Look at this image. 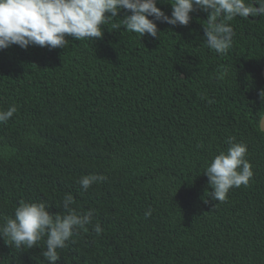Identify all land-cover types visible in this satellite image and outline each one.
<instances>
[{"label":"trees","instance_id":"1","mask_svg":"<svg viewBox=\"0 0 264 264\" xmlns=\"http://www.w3.org/2000/svg\"><path fill=\"white\" fill-rule=\"evenodd\" d=\"M127 14L96 40L0 50V110L17 108L0 124V224L21 201L63 214L70 193L93 216L56 264H264V16L229 21L219 55L203 40L207 12L155 21L158 39L114 29ZM228 136L247 145L253 176L220 202L203 171ZM84 175L106 179L84 190ZM44 248L0 238V264H47Z\"/></svg>","mask_w":264,"mask_h":264},{"label":"clouds","instance_id":"2","mask_svg":"<svg viewBox=\"0 0 264 264\" xmlns=\"http://www.w3.org/2000/svg\"><path fill=\"white\" fill-rule=\"evenodd\" d=\"M171 15L157 6V0H0V50L17 45L27 49L30 45L64 49L71 37L75 40L102 38L104 26L112 18L124 15V27L139 38L148 36L158 39L160 31L155 21L169 25L189 24L196 9L208 13L204 27L206 46L219 55L231 48L235 31L229 21L236 17L264 16V0H167ZM149 17H152L151 19ZM264 100V88L259 91ZM17 112L15 105L0 110V124L6 123ZM264 118V117H262ZM261 118V119H262ZM226 150L220 151L204 169L207 183L212 189L208 193L215 201H224L231 188L247 185L253 176L251 164L246 159L247 145L237 142L235 137L226 138ZM103 175H84L78 183L87 190L93 184L103 182ZM74 197L69 193L63 197L64 213L51 212L45 201H21L14 215L0 224V238L16 249H30L44 240L41 255L47 264H56L60 259L58 250L67 247V241L77 230L91 223L93 210L77 213L72 207ZM151 215V209L145 216ZM97 234L102 232L99 224L93 225Z\"/></svg>","mask_w":264,"mask_h":264},{"label":"water","instance_id":"3","mask_svg":"<svg viewBox=\"0 0 264 264\" xmlns=\"http://www.w3.org/2000/svg\"><path fill=\"white\" fill-rule=\"evenodd\" d=\"M262 75L264 77V66H263V69H262ZM264 117V114L261 116V118ZM260 118V121H259V127L262 131H264V118L261 119Z\"/></svg>","mask_w":264,"mask_h":264}]
</instances>
